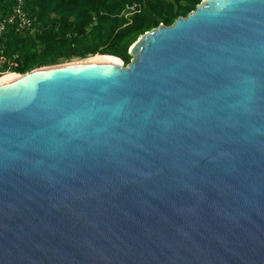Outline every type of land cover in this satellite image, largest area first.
Wrapping results in <instances>:
<instances>
[{"label": "water", "instance_id": "obj_1", "mask_svg": "<svg viewBox=\"0 0 264 264\" xmlns=\"http://www.w3.org/2000/svg\"><path fill=\"white\" fill-rule=\"evenodd\" d=\"M130 53L0 85V264H264V0Z\"/></svg>", "mask_w": 264, "mask_h": 264}, {"label": "rangeland", "instance_id": "obj_2", "mask_svg": "<svg viewBox=\"0 0 264 264\" xmlns=\"http://www.w3.org/2000/svg\"><path fill=\"white\" fill-rule=\"evenodd\" d=\"M201 1L0 0V19L23 24L17 29L10 22L2 32L0 53L12 63L0 64V76L98 55L117 56L127 65L130 46L141 34L161 22L173 24ZM135 27L145 30L129 45V29Z\"/></svg>", "mask_w": 264, "mask_h": 264}, {"label": "built area", "instance_id": "obj_3", "mask_svg": "<svg viewBox=\"0 0 264 264\" xmlns=\"http://www.w3.org/2000/svg\"><path fill=\"white\" fill-rule=\"evenodd\" d=\"M24 19H27V17L25 16ZM10 22H12V25H14V27L17 28V29H20L23 26V24L20 21L16 20V19H15V21H13V19L11 20V19H6V18L5 19H0V37L2 35V32L5 30V27ZM4 62L12 63L11 61L7 60V58L4 57V55L2 53H0V64L4 63Z\"/></svg>", "mask_w": 264, "mask_h": 264}, {"label": "trees", "instance_id": "obj_4", "mask_svg": "<svg viewBox=\"0 0 264 264\" xmlns=\"http://www.w3.org/2000/svg\"><path fill=\"white\" fill-rule=\"evenodd\" d=\"M144 30H145L144 28H140V27L129 29V33H128L129 36L127 38L128 44L130 45L139 36V34H141ZM115 53L119 55L122 54V52L117 51V50Z\"/></svg>", "mask_w": 264, "mask_h": 264}, {"label": "bare ground", "instance_id": "obj_5", "mask_svg": "<svg viewBox=\"0 0 264 264\" xmlns=\"http://www.w3.org/2000/svg\"><path fill=\"white\" fill-rule=\"evenodd\" d=\"M102 57H106V56L98 55V56H94V57H89L87 59H96V58H102ZM19 75L20 74L16 73V72H8V73L0 76V85L3 84L4 82H7L9 80H12V79L18 77Z\"/></svg>", "mask_w": 264, "mask_h": 264}]
</instances>
